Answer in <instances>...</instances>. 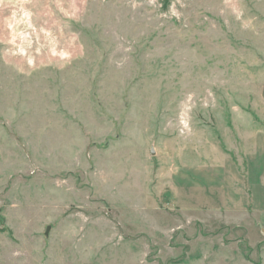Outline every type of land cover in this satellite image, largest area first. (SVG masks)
I'll return each mask as SVG.
<instances>
[{
	"label": "rangeland",
	"instance_id": "1",
	"mask_svg": "<svg viewBox=\"0 0 264 264\" xmlns=\"http://www.w3.org/2000/svg\"><path fill=\"white\" fill-rule=\"evenodd\" d=\"M250 139L264 0H0V264H264Z\"/></svg>",
	"mask_w": 264,
	"mask_h": 264
},
{
	"label": "crops",
	"instance_id": "2",
	"mask_svg": "<svg viewBox=\"0 0 264 264\" xmlns=\"http://www.w3.org/2000/svg\"><path fill=\"white\" fill-rule=\"evenodd\" d=\"M249 142L247 157L241 155L237 145L238 157L222 159L223 206L227 214L233 215V222L227 225H241L244 218L264 227V145L251 139Z\"/></svg>",
	"mask_w": 264,
	"mask_h": 264
}]
</instances>
